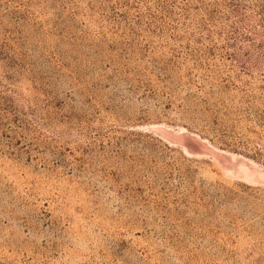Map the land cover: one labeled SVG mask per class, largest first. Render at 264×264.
I'll return each instance as SVG.
<instances>
[{"label": "rangeland", "instance_id": "1", "mask_svg": "<svg viewBox=\"0 0 264 264\" xmlns=\"http://www.w3.org/2000/svg\"><path fill=\"white\" fill-rule=\"evenodd\" d=\"M0 264H264V0H0Z\"/></svg>", "mask_w": 264, "mask_h": 264}]
</instances>
